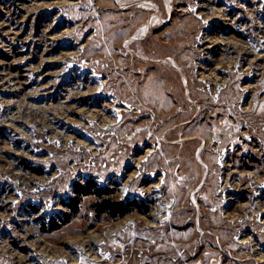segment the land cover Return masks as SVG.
Wrapping results in <instances>:
<instances>
[{
	"label": "rangeland",
	"instance_id": "374dc122",
	"mask_svg": "<svg viewBox=\"0 0 264 264\" xmlns=\"http://www.w3.org/2000/svg\"><path fill=\"white\" fill-rule=\"evenodd\" d=\"M0 264H264V0H0Z\"/></svg>",
	"mask_w": 264,
	"mask_h": 264
},
{
	"label": "trees",
	"instance_id": "16d2710c",
	"mask_svg": "<svg viewBox=\"0 0 264 264\" xmlns=\"http://www.w3.org/2000/svg\"><path fill=\"white\" fill-rule=\"evenodd\" d=\"M74 191L77 195H89L96 196L98 202L93 204V210L96 215L106 214L111 219H117L123 217L133 211V207H136L134 202H122L113 201L109 198H105L109 192L108 190H101L97 188L94 183H88L86 186L74 184ZM76 200L68 206L72 211V214L76 212ZM68 220V217H67Z\"/></svg>",
	"mask_w": 264,
	"mask_h": 264
},
{
	"label": "bare ground",
	"instance_id": "6f19581e",
	"mask_svg": "<svg viewBox=\"0 0 264 264\" xmlns=\"http://www.w3.org/2000/svg\"><path fill=\"white\" fill-rule=\"evenodd\" d=\"M202 78V77H201ZM122 107H124V104H121ZM126 106V105H125ZM162 178V176H160L159 180ZM13 256V255H12ZM262 257V256H261ZM50 258V257H49Z\"/></svg>",
	"mask_w": 264,
	"mask_h": 264
}]
</instances>
